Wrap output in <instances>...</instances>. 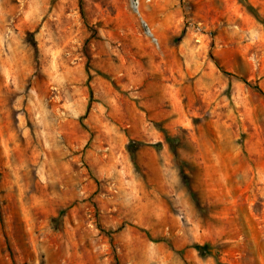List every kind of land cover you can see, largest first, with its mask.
Returning a JSON list of instances; mask_svg holds the SVG:
<instances>
[{
	"label": "rangeland",
	"instance_id": "1",
	"mask_svg": "<svg viewBox=\"0 0 264 264\" xmlns=\"http://www.w3.org/2000/svg\"><path fill=\"white\" fill-rule=\"evenodd\" d=\"M0 264H264V0H0Z\"/></svg>",
	"mask_w": 264,
	"mask_h": 264
},
{
	"label": "trees",
	"instance_id": "2",
	"mask_svg": "<svg viewBox=\"0 0 264 264\" xmlns=\"http://www.w3.org/2000/svg\"><path fill=\"white\" fill-rule=\"evenodd\" d=\"M248 10L252 13V14H257L255 13V9L251 6V5H247ZM81 10H82V14L85 15L84 9H83V5L81 3ZM257 16V15H255ZM106 77H108L111 81L112 84L114 85V87L118 88L117 84L114 82V80L109 77L108 75H105ZM255 88H257L260 92H263L262 89L259 87V85H255ZM89 92H90V102L93 101V93H92V89L89 86ZM165 137L167 140H169L170 142L173 141L174 139L166 132L165 133ZM101 231L105 232L106 235H108V237L110 238V241H112L113 239V232L117 231V230H106L102 227V225H99ZM196 249H198L202 254H211L213 252V248L212 245L208 242L203 243V244H199V243H195L193 245Z\"/></svg>",
	"mask_w": 264,
	"mask_h": 264
}]
</instances>
